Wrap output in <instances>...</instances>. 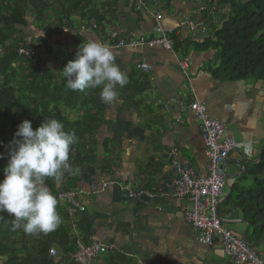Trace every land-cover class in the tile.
I'll use <instances>...</instances> for the list:
<instances>
[{"label":"crops","instance_id":"0c3cea01","mask_svg":"<svg viewBox=\"0 0 264 264\" xmlns=\"http://www.w3.org/2000/svg\"><path fill=\"white\" fill-rule=\"evenodd\" d=\"M231 14L229 0H145L142 9L136 0H121L111 21L103 26L86 24L78 31L86 42L103 43L114 31L125 39L154 38L158 27L176 30L182 20L201 24L194 30H176L171 51L161 47L112 50L129 83L119 91L120 102L106 108L98 129L100 169L94 182L77 187L85 190L81 198L84 210L74 217L88 233V244L114 246L92 264H235L218 241L212 247L198 242V232L184 213L191 203L178 197L173 187L178 175L174 162L199 175L208 173L202 124L189 109L195 101L204 103L212 117L225 123L228 135L237 143L250 144L253 149L250 160L237 151L230 155L227 174L230 165L237 169L235 176L230 175L232 187L242 174L237 163L258 161L264 148V84L216 80L209 70L217 64L215 52L200 48ZM74 34L72 30L62 33L58 41L70 53ZM59 54L44 52L50 63ZM142 64L149 65L150 71L141 69ZM104 180L118 181V188L92 193L90 186ZM125 184L152 195L130 199L121 189ZM231 193L228 186L219 216H231L224 225L234 233L237 225H243L246 233L240 238L264 259L258 249L264 242H255L253 236L249 239L253 228L227 205Z\"/></svg>","mask_w":264,"mask_h":264},{"label":"trees","instance_id":"16d2710c","mask_svg":"<svg viewBox=\"0 0 264 264\" xmlns=\"http://www.w3.org/2000/svg\"><path fill=\"white\" fill-rule=\"evenodd\" d=\"M120 2L0 0V154H3L0 180L4 178L3 169L8 160L6 146L23 120L31 121L35 130L42 122L54 118L78 137L70 153L74 172L76 169L78 172L66 173L59 184L51 178L46 180L59 201L57 211L62 223L55 231L36 237L25 234L23 229L11 231L10 220L14 217L7 212L0 213L4 220H9L8 223L0 220V264H73L72 255L79 250L81 242L90 245L88 233L79 222H74L75 216L70 215L59 195L96 180L100 169L98 129L108 105L100 100V88L72 91L57 74L68 61L76 58L80 44L86 43L78 31L91 23L103 26L104 22L111 21L117 15ZM229 2L232 7L229 19L213 38L200 45L202 50L215 52L217 64L209 70L216 80H253L264 84V0ZM30 27L37 32V41L66 29L74 31L70 44L73 52L57 43L48 50L53 55L60 53L54 63L41 52L35 58L21 56L18 49L30 39L27 30ZM244 165L246 169L233 185L226 203L253 228L255 242H264V148L258 161ZM247 182L250 184L246 185ZM109 259L114 260L113 256Z\"/></svg>","mask_w":264,"mask_h":264},{"label":"clouds","instance_id":"9594fccd","mask_svg":"<svg viewBox=\"0 0 264 264\" xmlns=\"http://www.w3.org/2000/svg\"><path fill=\"white\" fill-rule=\"evenodd\" d=\"M57 75L66 80V87L72 91L100 88V100L108 106L120 102L119 91L129 83L127 72L116 63L110 45L92 40L81 43L76 58L68 61ZM77 143L75 132L66 131L63 123L54 118L35 130L27 119L18 125L6 146L8 160L0 180V213L14 217L10 220L11 231L23 229L25 234L39 237L59 227V201L46 180L51 178L59 184L66 173L78 172H74L70 162L72 147ZM0 220L9 222L2 216Z\"/></svg>","mask_w":264,"mask_h":264},{"label":"built area","instance_id":"2783aa9c","mask_svg":"<svg viewBox=\"0 0 264 264\" xmlns=\"http://www.w3.org/2000/svg\"><path fill=\"white\" fill-rule=\"evenodd\" d=\"M136 2L139 9L145 7V0H136ZM157 19H162V16L158 15ZM198 25L201 24H196L191 20H182L176 25V30L182 28L194 30ZM176 30H164L158 27L156 28L158 34L156 37L146 38L142 36L134 39H125L114 31L103 43L110 45L112 50L161 47L171 51L173 49L172 36L177 33ZM62 32L63 34L68 33L70 30L66 29ZM61 34V32H56L45 38L44 41L29 39L26 45L20 46L18 52L23 57L35 58L40 52L44 53L50 48L56 47ZM141 69L150 71L151 67L142 64ZM189 109L202 124L201 133L206 147L209 168L206 175H199L174 162L178 175L173 182V187L178 197L186 198L191 203V207L184 210L185 218L197 230L198 242L212 247L218 241L225 255L233 263L264 264V259L261 258L254 246L247 240L238 237L224 225L231 216L222 218L218 212L224 200V187L231 186L234 182L233 178L227 174L230 155L237 151L243 154L244 158L250 160L253 157V149L250 144H239L232 136H229L226 124L212 117L204 103L195 101L190 104ZM237 166L239 172L242 173L245 170L242 162H238ZM100 183V185L94 183L90 186L92 193L99 194L110 187L118 188V181L104 180ZM121 189L130 199H141L152 195L145 190L134 189L129 184L122 185ZM84 194L85 190L79 188L59 195V199L65 203L72 217L84 210V204L81 200ZM113 248L114 246L103 242H93L89 246L80 245L78 252L72 255V261L74 264H92Z\"/></svg>","mask_w":264,"mask_h":264},{"label":"rangeland","instance_id":"374dc122","mask_svg":"<svg viewBox=\"0 0 264 264\" xmlns=\"http://www.w3.org/2000/svg\"><path fill=\"white\" fill-rule=\"evenodd\" d=\"M27 30L30 31V39H36V38H39V36H37V32L34 31V28L30 27V28H28ZM32 37H33V38H32ZM257 159H258V158H257ZM257 159H256V160H257ZM254 161H255V160H254ZM228 174H229V176H230V175L235 176V175L237 174V169L235 168V166H233V164H232V166L230 165V168H229ZM227 191H228V186H226V187L223 189L224 194H225V192L227 193ZM225 196H226V194H225ZM237 226H239V229H238V230H235V231H236L235 233H236L239 237H240V236L243 237V236L245 235V233H246V229L243 227V225H237ZM252 236H253V229L250 230V232H249V239H251ZM258 249L260 250L262 257H264V245L261 246V247H259Z\"/></svg>","mask_w":264,"mask_h":264},{"label":"water","instance_id":"95a60500","mask_svg":"<svg viewBox=\"0 0 264 264\" xmlns=\"http://www.w3.org/2000/svg\"><path fill=\"white\" fill-rule=\"evenodd\" d=\"M261 156H262V153L260 154L259 159L261 158ZM231 188H232V185L229 186L230 193H231Z\"/></svg>","mask_w":264,"mask_h":264}]
</instances>
